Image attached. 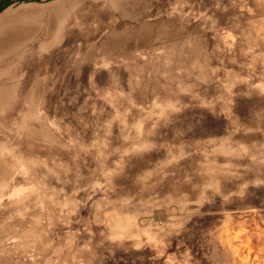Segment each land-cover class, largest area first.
<instances>
[{
  "label": "rangeland",
  "instance_id": "374dc122",
  "mask_svg": "<svg viewBox=\"0 0 264 264\" xmlns=\"http://www.w3.org/2000/svg\"><path fill=\"white\" fill-rule=\"evenodd\" d=\"M0 264H264V0H0Z\"/></svg>",
  "mask_w": 264,
  "mask_h": 264
},
{
  "label": "bare ground",
  "instance_id": "6f19581e",
  "mask_svg": "<svg viewBox=\"0 0 264 264\" xmlns=\"http://www.w3.org/2000/svg\"><path fill=\"white\" fill-rule=\"evenodd\" d=\"M237 238V237H236Z\"/></svg>",
  "mask_w": 264,
  "mask_h": 264
}]
</instances>
